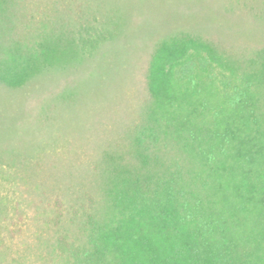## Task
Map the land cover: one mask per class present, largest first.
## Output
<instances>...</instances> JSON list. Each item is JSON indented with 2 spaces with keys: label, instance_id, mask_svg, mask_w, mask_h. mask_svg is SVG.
Returning <instances> with one entry per match:
<instances>
[{
  "label": "trees",
  "instance_id": "1",
  "mask_svg": "<svg viewBox=\"0 0 264 264\" xmlns=\"http://www.w3.org/2000/svg\"><path fill=\"white\" fill-rule=\"evenodd\" d=\"M18 1L0 0V84L113 42L89 33L79 51L43 26L29 45L12 24ZM186 36L160 39L138 122L104 140L92 188H71L66 169L51 177L66 187L44 199L57 264H264V48L235 58Z\"/></svg>",
  "mask_w": 264,
  "mask_h": 264
},
{
  "label": "rangeland",
  "instance_id": "2",
  "mask_svg": "<svg viewBox=\"0 0 264 264\" xmlns=\"http://www.w3.org/2000/svg\"><path fill=\"white\" fill-rule=\"evenodd\" d=\"M18 2L12 24L29 45L43 26L79 51L89 33L113 38L81 63H43L21 87L0 84V264H57L56 227L44 223V199L47 190L66 187L51 177L66 169L71 188H92L87 173L103 167L104 140L138 122L151 56L168 33L201 35L235 58L264 48V0ZM53 195L50 204L62 200Z\"/></svg>",
  "mask_w": 264,
  "mask_h": 264
}]
</instances>
